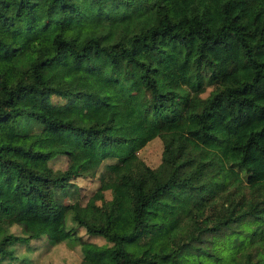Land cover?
Masks as SVG:
<instances>
[{"label": "trees", "instance_id": "obj_1", "mask_svg": "<svg viewBox=\"0 0 264 264\" xmlns=\"http://www.w3.org/2000/svg\"><path fill=\"white\" fill-rule=\"evenodd\" d=\"M220 10L184 13L175 29L152 0L0 9V46L14 49L0 59V122L58 139L0 138V264L26 262L15 249L38 237L75 244L79 264H264V20L249 40L229 0ZM43 41L50 52L39 55ZM154 136L160 159L149 166L136 150ZM107 157L109 197H87L79 217L58 196ZM31 207L48 214L20 216Z\"/></svg>", "mask_w": 264, "mask_h": 264}, {"label": "rangeland", "instance_id": "obj_2", "mask_svg": "<svg viewBox=\"0 0 264 264\" xmlns=\"http://www.w3.org/2000/svg\"><path fill=\"white\" fill-rule=\"evenodd\" d=\"M155 5L157 15L167 14L173 28H181L184 24V13H195L205 7H211L213 16L221 17V5L224 0H152ZM15 6V0H0V9L6 14H11ZM230 10L244 23L246 28V36L252 40L256 31V27L261 20H264V0H229ZM13 43V42H12ZM36 51L39 55L50 52V44L48 41H43L39 44ZM14 52L13 45L0 46V59L9 58ZM209 86L201 94H205ZM51 100L54 102H63L64 98L58 95H51ZM77 110H83L80 105ZM16 125L22 129L37 126L33 122L24 120H6L0 122V138L15 139L22 142L32 141L34 145H40L45 142L58 141L55 133L46 129L35 130L34 133L17 134L15 132ZM187 132L194 137H199V132L196 129V123L192 119H187ZM161 139L154 136L145 142L136 150V154L149 166H155L160 159ZM114 160L107 157L99 162L93 163L81 175L73 178V185L68 186V194H59V200L65 202H76V210L79 217L87 218L83 203L87 197H92L99 202L102 198L109 197L110 187L115 180L112 173L106 168V163ZM55 166L62 167L64 165L63 158L57 157L53 161ZM48 214V209L44 207H31L21 211V217L43 218ZM12 229L17 230V226H12ZM77 232L85 239L95 242H103L104 239L100 236L88 235L83 228L78 227ZM31 247L26 251L25 245H17L15 251L17 253H25L28 256L26 262L19 259L9 260L8 264H79V250L75 244H68L60 241L54 244H49L44 237L29 240ZM18 260V261H17ZM6 264V259L2 260Z\"/></svg>", "mask_w": 264, "mask_h": 264}]
</instances>
